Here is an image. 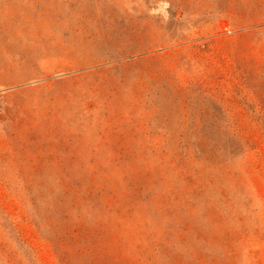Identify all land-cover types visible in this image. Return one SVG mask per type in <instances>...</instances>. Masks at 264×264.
Wrapping results in <instances>:
<instances>
[{
  "label": "rangeland",
  "instance_id": "1",
  "mask_svg": "<svg viewBox=\"0 0 264 264\" xmlns=\"http://www.w3.org/2000/svg\"><path fill=\"white\" fill-rule=\"evenodd\" d=\"M0 264H264V0H0Z\"/></svg>",
  "mask_w": 264,
  "mask_h": 264
}]
</instances>
